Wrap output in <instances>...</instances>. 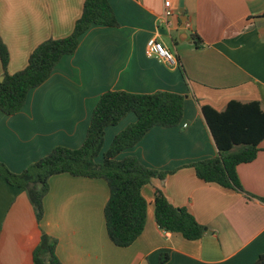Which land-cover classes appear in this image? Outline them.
<instances>
[{
    "label": "crops",
    "instance_id": "1",
    "mask_svg": "<svg viewBox=\"0 0 264 264\" xmlns=\"http://www.w3.org/2000/svg\"><path fill=\"white\" fill-rule=\"evenodd\" d=\"M85 1L0 0L8 73L24 70L41 43L70 36ZM108 1L119 27L92 26L77 52L30 91L19 113L0 110V163L20 174L57 147L80 148L106 92H169L185 97L182 123L153 128L119 159L135 156L146 167L175 172L142 189L146 225L128 248L117 247L108 236L106 181L52 177L38 223L26 192L0 176V264H35V250L52 239L62 264H159L163 254L164 264H255L264 254V141L257 158L237 169L243 192L203 182L190 165L218 155L203 106L221 112L231 101H258L264 109V0H183V8L180 0ZM166 2L172 5L170 18L164 16ZM194 36L201 38L200 48ZM152 38L164 43L179 64L148 58ZM136 121L129 114L107 128L103 152ZM157 190L206 227L202 239L189 241L160 229Z\"/></svg>",
    "mask_w": 264,
    "mask_h": 264
},
{
    "label": "trees",
    "instance_id": "2",
    "mask_svg": "<svg viewBox=\"0 0 264 264\" xmlns=\"http://www.w3.org/2000/svg\"><path fill=\"white\" fill-rule=\"evenodd\" d=\"M94 25L119 27L115 12L108 0H86L80 19L72 34L38 45L31 53L26 68L8 73L9 52L0 43V60L4 80L0 81V110L8 116L19 113L31 90L43 85L60 61L75 54L81 37ZM197 48L202 46L198 36L192 37ZM179 64V61L177 59ZM185 97L169 92L133 94L109 91L95 107L84 144L78 149L55 148L49 155L15 174L0 163V176L8 184L23 189L34 208L38 223L44 218V199L50 191L54 176L69 174L74 177L102 179L107 182L110 196L105 208L108 236L117 247L128 248L142 235L147 216V201L142 189L154 179L164 180L175 171H158L143 165L135 156L119 159L120 155L139 144L155 127L173 128L184 117ZM130 113L137 121L120 132L107 152H103L106 129L119 125ZM202 113L218 149V155L193 163L196 176L205 183L243 192L237 169L253 162L264 141V109L258 101H231L224 111L203 106ZM156 222L160 229L177 233L186 240L202 239L206 227L186 208L175 207L157 190L155 198ZM57 241L37 248L35 264H62L56 256ZM168 260L160 256L159 264ZM255 264H264V254Z\"/></svg>",
    "mask_w": 264,
    "mask_h": 264
},
{
    "label": "built area",
    "instance_id": "3",
    "mask_svg": "<svg viewBox=\"0 0 264 264\" xmlns=\"http://www.w3.org/2000/svg\"><path fill=\"white\" fill-rule=\"evenodd\" d=\"M165 18L173 16V10L171 2L165 3ZM146 55L148 58H156L161 62H165L170 66L178 65L177 59L174 54L164 45V43L158 41L156 38H152L147 43Z\"/></svg>",
    "mask_w": 264,
    "mask_h": 264
},
{
    "label": "water",
    "instance_id": "4",
    "mask_svg": "<svg viewBox=\"0 0 264 264\" xmlns=\"http://www.w3.org/2000/svg\"><path fill=\"white\" fill-rule=\"evenodd\" d=\"M183 6H184V1L183 0H180V7L181 8H183ZM4 80V76H2L1 78H0V81L2 82Z\"/></svg>",
    "mask_w": 264,
    "mask_h": 264
},
{
    "label": "rangeland",
    "instance_id": "5",
    "mask_svg": "<svg viewBox=\"0 0 264 264\" xmlns=\"http://www.w3.org/2000/svg\"><path fill=\"white\" fill-rule=\"evenodd\" d=\"M130 114L134 115L133 113H130ZM106 151H107V150H106Z\"/></svg>",
    "mask_w": 264,
    "mask_h": 264
}]
</instances>
